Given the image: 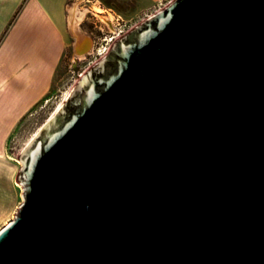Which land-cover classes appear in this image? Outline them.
Segmentation results:
<instances>
[{
    "label": "water",
    "instance_id": "1",
    "mask_svg": "<svg viewBox=\"0 0 264 264\" xmlns=\"http://www.w3.org/2000/svg\"><path fill=\"white\" fill-rule=\"evenodd\" d=\"M19 162L0 264H264V0H173Z\"/></svg>",
    "mask_w": 264,
    "mask_h": 264
},
{
    "label": "rangeland",
    "instance_id": "2",
    "mask_svg": "<svg viewBox=\"0 0 264 264\" xmlns=\"http://www.w3.org/2000/svg\"><path fill=\"white\" fill-rule=\"evenodd\" d=\"M172 1L146 3L142 0H69L67 2L66 46L56 67L50 71V90L39 100L22 104L16 114L5 118L3 123L0 118V229L12 220L22 202V186L16 181L21 168L20 153L50 119L79 77L108 53L110 49L100 57L95 54V49L102 38L111 34L115 35L116 40L123 37ZM75 9L81 10L82 15L79 20L74 17ZM110 15L113 20L109 22L106 18ZM4 35L5 32L0 36V43ZM83 38L88 39L89 46L84 54L78 55L74 45L77 40L81 41ZM0 54V80L4 79L8 82L24 78L26 70L22 66L25 63L13 61L9 64L12 54L8 51Z\"/></svg>",
    "mask_w": 264,
    "mask_h": 264
},
{
    "label": "crops",
    "instance_id": "3",
    "mask_svg": "<svg viewBox=\"0 0 264 264\" xmlns=\"http://www.w3.org/2000/svg\"><path fill=\"white\" fill-rule=\"evenodd\" d=\"M68 1L0 0V36L5 32L0 53L10 52L9 64L25 63L22 67L26 70L24 78L19 80H0L2 123L15 115L22 104L33 103L50 90V71L56 67L66 46ZM88 46V39H82L80 43L76 41L74 50L79 54Z\"/></svg>",
    "mask_w": 264,
    "mask_h": 264
},
{
    "label": "built area",
    "instance_id": "4",
    "mask_svg": "<svg viewBox=\"0 0 264 264\" xmlns=\"http://www.w3.org/2000/svg\"><path fill=\"white\" fill-rule=\"evenodd\" d=\"M115 40H116V38H115V35L114 34H111V35H108V36L103 37L102 40H101V43L95 49V54L98 57H100L101 55H103L107 49L109 50L111 48V45L113 44V42Z\"/></svg>",
    "mask_w": 264,
    "mask_h": 264
},
{
    "label": "bare ground",
    "instance_id": "5",
    "mask_svg": "<svg viewBox=\"0 0 264 264\" xmlns=\"http://www.w3.org/2000/svg\"><path fill=\"white\" fill-rule=\"evenodd\" d=\"M81 15H82V13H81V10H77V9H75L74 10V17L76 18V19H80L81 18ZM109 22L110 21H112L113 20V17L110 15L109 17H107L106 18ZM110 29V28H109ZM113 30V32H114V28H112ZM117 33H118V31H117ZM84 39V38H83ZM78 41V43H80V40H77ZM84 49V48H83ZM86 50V49H85ZM85 50H83V52H81V53H79L78 55H80V54H84L85 53ZM87 53V52H86ZM80 58H82V57H80ZM77 59H79V57L77 58ZM67 93V92H66ZM7 225V224H6Z\"/></svg>",
    "mask_w": 264,
    "mask_h": 264
}]
</instances>
